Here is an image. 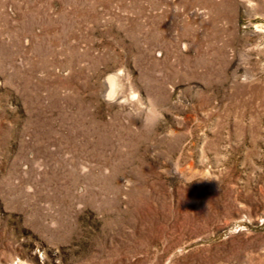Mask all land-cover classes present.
Returning a JSON list of instances; mask_svg holds the SVG:
<instances>
[{
  "label": "rangeland",
  "instance_id": "obj_1",
  "mask_svg": "<svg viewBox=\"0 0 264 264\" xmlns=\"http://www.w3.org/2000/svg\"><path fill=\"white\" fill-rule=\"evenodd\" d=\"M0 264H264V0H0Z\"/></svg>",
  "mask_w": 264,
  "mask_h": 264
},
{
  "label": "bare ground",
  "instance_id": "obj_2",
  "mask_svg": "<svg viewBox=\"0 0 264 264\" xmlns=\"http://www.w3.org/2000/svg\"><path fill=\"white\" fill-rule=\"evenodd\" d=\"M108 77V76H107ZM121 77V76H120ZM114 78V76H113ZM112 77L107 78V82L105 83V89L103 95L106 96V98H115L116 101H131L134 98V95H127V93H123L122 91H115L112 87ZM121 79V78H120ZM119 79V81H120ZM115 80V79H114ZM121 83V82H120ZM117 84V83H116ZM115 84V85H116ZM119 84V83H118ZM114 85V84H113ZM117 87V86H116ZM115 88V87H114Z\"/></svg>",
  "mask_w": 264,
  "mask_h": 264
}]
</instances>
